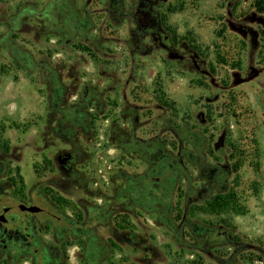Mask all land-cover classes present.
<instances>
[{"label":"rangeland","instance_id":"obj_1","mask_svg":"<svg viewBox=\"0 0 264 264\" xmlns=\"http://www.w3.org/2000/svg\"><path fill=\"white\" fill-rule=\"evenodd\" d=\"M4 196L40 264H264V0H0Z\"/></svg>","mask_w":264,"mask_h":264},{"label":"flooded vegetation","instance_id":"obj_2","mask_svg":"<svg viewBox=\"0 0 264 264\" xmlns=\"http://www.w3.org/2000/svg\"><path fill=\"white\" fill-rule=\"evenodd\" d=\"M163 39L165 40L166 37ZM86 93L87 90H84L83 97ZM56 162L63 184L70 179L83 177L82 174H77L79 172L76 144L73 147L63 148L57 155ZM4 197V203L0 197V264H24L26 261L32 264L33 257L36 258L37 264H40L42 246L34 233L32 218L34 215L53 218L52 213L36 202L25 204L12 196ZM78 199L80 204L84 202L81 197ZM30 208L32 211L29 210Z\"/></svg>","mask_w":264,"mask_h":264},{"label":"water","instance_id":"obj_3","mask_svg":"<svg viewBox=\"0 0 264 264\" xmlns=\"http://www.w3.org/2000/svg\"><path fill=\"white\" fill-rule=\"evenodd\" d=\"M151 75H152V70L149 69V70L147 71V77L150 78ZM29 210L32 211L31 208H30Z\"/></svg>","mask_w":264,"mask_h":264}]
</instances>
